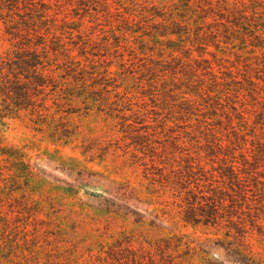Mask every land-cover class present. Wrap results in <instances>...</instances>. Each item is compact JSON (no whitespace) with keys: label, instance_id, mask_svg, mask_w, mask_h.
Returning a JSON list of instances; mask_svg holds the SVG:
<instances>
[{"label":"rangeland","instance_id":"374dc122","mask_svg":"<svg viewBox=\"0 0 264 264\" xmlns=\"http://www.w3.org/2000/svg\"><path fill=\"white\" fill-rule=\"evenodd\" d=\"M35 1L78 31L47 40L43 120L0 112V264H264V187L219 169L262 132L264 50L226 39L242 2ZM193 182L229 206L218 225L185 222Z\"/></svg>","mask_w":264,"mask_h":264},{"label":"trees","instance_id":"16d2710c","mask_svg":"<svg viewBox=\"0 0 264 264\" xmlns=\"http://www.w3.org/2000/svg\"><path fill=\"white\" fill-rule=\"evenodd\" d=\"M82 1L76 0L78 3L72 4L74 2L71 0L76 17L81 16L78 7ZM238 1L242 2L244 9L233 12V19L227 20V31L231 35L226 36V39L240 35L244 41L250 40L252 47L264 50V0ZM53 12L51 6L40 1L0 0V24L4 29L5 41L12 46V50L0 57V112L8 117L20 118L23 113H28L43 120L44 111H48L46 101L60 91V83L48 68L49 50L55 51L57 48L50 47L47 40L50 36L59 40L60 36L72 35L78 28L74 22H69L67 18L61 20ZM182 27L177 23L163 26L161 35L179 36L185 30ZM204 41L206 42L199 43L201 54L204 53L202 49H205L202 45H209L207 40ZM261 118L262 132L257 136L258 141L254 142L250 155L240 152L237 156V149L233 148L230 155H227L229 160H224V167L219 168L223 185L228 184L232 189L237 187L243 198L249 188L248 180H257L264 187L261 180L264 179L261 172L264 167V115ZM238 157L242 159L241 166H238ZM199 190L198 183L193 186L191 183L187 188L186 195L192 201L188 202L185 222L218 225L219 220L224 218L223 210L229 206H226L225 200L218 194L206 195ZM234 217L232 214L227 220L231 226L244 224L243 220L234 221ZM233 253L238 257L237 262L254 264L244 254Z\"/></svg>","mask_w":264,"mask_h":264}]
</instances>
